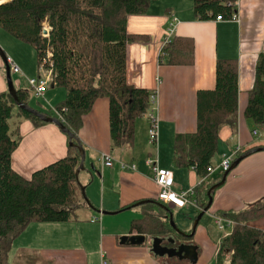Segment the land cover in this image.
Masks as SVG:
<instances>
[{"label":"trees","instance_id":"trees-1","mask_svg":"<svg viewBox=\"0 0 264 264\" xmlns=\"http://www.w3.org/2000/svg\"><path fill=\"white\" fill-rule=\"evenodd\" d=\"M154 1L0 0V26L35 49L39 67L44 62L48 47L53 48V85L64 88L66 96L55 106L59 115L52 109L37 110L57 117L76 135L72 141L74 144L68 145L66 156L35 170L29 177L20 174L14 169L12 159L21 140L18 132L15 138L10 120L17 116L31 119L36 125L48 122L19 107L9 91L0 92V264H54L52 259L40 263L41 255L37 251H21L20 259L15 260V240L31 223L78 221L79 210L92 206L85 200L82 191L85 186L76 175L82 160L77 143L82 144L79 131L85 116L92 111L98 99L109 100L113 150L134 146L137 120L145 117L153 90L128 81V46L146 38L130 32L128 22L132 15L147 14ZM193 1L195 16L199 20L217 19L219 15L231 20L237 12L233 0ZM46 25L50 28L48 36L43 35ZM159 57L161 64H194V39L174 36L163 46ZM215 76L214 88L199 89L197 92L196 131L178 133L174 142L173 166H195L194 170L202 179L195 186L199 209L194 219L208 204L210 187L221 181L224 174L220 171L219 179L208 180L211 175L208 167L214 165L222 140L221 131L227 128L233 135L238 133V60L217 59ZM17 94L22 103L31 107L30 90L18 87ZM243 114L255 126H264V52L258 55L254 86L248 91ZM83 148L86 151L84 145ZM255 148L264 146L236 149L233 162ZM221 187L213 192V196ZM151 200L140 205L148 209L142 217L132 221V228L150 238L149 242L153 237H162L168 245L172 244L167 241L169 238H176L178 242L179 239L194 237L195 234L186 236L176 231L170 221L173 209L168 203L158 198ZM137 202L123 205L119 210L133 207ZM153 206L157 210L149 209ZM217 215L235 221L232 232L223 235L217 245V264H264V229L255 224L264 217V198L241 209L220 211ZM186 232L191 233L192 228Z\"/></svg>","mask_w":264,"mask_h":264},{"label":"crops","instance_id":"crops-1","mask_svg":"<svg viewBox=\"0 0 264 264\" xmlns=\"http://www.w3.org/2000/svg\"><path fill=\"white\" fill-rule=\"evenodd\" d=\"M232 2H236L239 21L199 20L195 16L193 0H156L147 14L129 17V31L142 34L146 38L128 46L130 57L128 81L135 86L153 90L158 86L157 77L161 78L159 163L160 167L173 171L175 190L196 186L202 180L192 168L173 166L174 142L178 133L196 131L197 92L199 89L215 87V67L219 58L238 60L239 122L237 134H231L227 128L221 131L222 140L219 149L221 147L224 149L223 155L214 165H218L228 152L233 154L238 148L264 146V126H255L251 121L246 120L243 114L247 105L248 91L254 86L258 55L264 52V0H233ZM173 17L179 20L173 37L182 35L194 39V64L170 65L159 62L162 45ZM4 49L7 57H11L28 76H36V73H39L37 66V71L35 67L28 68L21 56ZM5 67L6 63L0 55V92L8 91ZM48 94H51V91ZM46 95L47 93L44 98ZM55 108L51 106L49 109ZM18 122L19 127L14 128L15 138L18 132L21 134L19 135L21 141L12 159L13 167L17 172L29 177L35 170L66 156L70 144L68 135L55 123L36 125L31 119L23 117H18ZM148 128L146 117L138 119L134 146L113 150L109 100L98 99L92 111L85 116L79 138L86 148L84 170L86 175H84L85 181L81 182V171L79 181L82 185H86L85 189L87 187L93 210L101 214H103L101 211L114 212L123 205L143 200L147 202L141 204H146L153 201L152 198H158L159 187L147 165V159L154 155V148L149 142ZM254 130H257L259 135L254 136ZM261 149L244 158L234 170L232 169L224 186L216 191L213 204L208 210L212 217L220 211L244 208L243 205L247 203L240 206L241 202L251 203L264 198V148ZM106 152L111 153L118 161L135 162L137 170H122L118 161H115L112 167L104 166L102 154ZM177 172H181V177H177ZM216 172L210 173L208 180L211 181V177ZM178 181L183 182L180 184ZM141 204L127 208L128 210L138 208L141 213L139 217L133 213L130 215L132 220L128 229L127 226L121 229L119 226L111 225L106 217L102 218V223L97 218L74 222L31 223L15 240L13 254H18L21 249L22 252L37 251L43 257L52 259L54 264H104V260L108 262L107 264H188L186 260L189 259L156 256L151 250L150 238L142 244L121 240L124 236L140 233L131 225L134 219L142 217L144 211L148 209L140 206ZM168 206L172 209L174 207L170 204ZM149 209L157 210L155 206ZM179 209L184 210V208ZM192 209L198 211L199 208L187 207L188 211ZM255 224L264 229V217ZM104 226L108 230H105ZM202 229L201 240L208 241L209 251L217 264V245L221 237L230 234L233 228L228 227L227 232L216 240L213 236L210 237L206 227L203 226ZM187 234L191 236L190 233ZM183 240L179 239L177 243ZM167 241L170 242L169 239ZM197 245L199 259L196 264H205L206 259H202L204 254L199 250L202 246L198 242Z\"/></svg>","mask_w":264,"mask_h":264},{"label":"built area","instance_id":"built-area-1","mask_svg":"<svg viewBox=\"0 0 264 264\" xmlns=\"http://www.w3.org/2000/svg\"><path fill=\"white\" fill-rule=\"evenodd\" d=\"M236 4V2H235ZM218 21L225 20L221 15L217 17ZM231 20H240V15L238 12L234 13ZM179 20L177 17H173L170 23L169 28L167 29V36L164 40L162 48L165 44L169 43L173 35L176 32L177 25ZM44 32L45 36L49 35L48 28ZM48 55L53 57V53H48ZM7 63L10 66V70L12 74H17L20 78L18 80L19 83L24 81L27 83L29 90L34 92L37 97H44L47 89L50 84L54 83V74H53V61L49 63L50 66L45 68V60L43 64L39 68V73L36 76H28L22 68L11 58L7 57ZM162 81L161 78L157 77V87L153 89L150 95V106L148 111L146 112L145 117L148 120L149 128H148V136L149 141L152 147L154 148V155L147 159V165L150 167L154 181L158 185L159 190L157 196L160 200L173 205L178 208H186L188 206H197L196 200V190L195 186H191L181 190L174 189V174L173 171L168 170L166 168L160 167L159 163V147H160V114H159V101H160V85ZM20 87V86H19ZM56 114L59 115V112L54 109ZM254 136L259 135L257 130L253 131ZM235 153L225 155L218 165H212L208 167V171L213 173L214 171L225 172L230 169ZM118 161L111 153H103L102 154V162L104 166L112 167ZM120 163L121 169L125 171H136L137 164L135 162H126L123 160L118 161ZM192 169H195V166H192ZM215 222L218 225L220 230H226V228H233L235 221L232 219L225 217L223 215H214ZM227 225V226H226ZM104 264L108 262L106 260L103 261Z\"/></svg>","mask_w":264,"mask_h":264},{"label":"rangeland","instance_id":"rangeland-1","mask_svg":"<svg viewBox=\"0 0 264 264\" xmlns=\"http://www.w3.org/2000/svg\"><path fill=\"white\" fill-rule=\"evenodd\" d=\"M48 30L49 25H46L44 27ZM43 30V35H44V31ZM0 47L6 51L4 48H6L7 50H9V52L11 53H15L18 56H21V58L24 60L26 66L28 68L30 67H35L36 71L38 67V59H37V54L35 49L28 43H24L20 40H18L17 38H15L14 36H12L10 33H8L6 30H4L1 26H0ZM48 53H53V48L52 47H48L47 52L45 54L44 60H45V68H47L48 64L51 63V57L48 55ZM2 57V56H1ZM36 73V72H35ZM36 75H38L36 73ZM12 78L14 81L15 86H20L22 85V87L26 88L29 90V87L27 85L26 82L21 81V83L18 82V78H20L17 74H12ZM53 84L49 85V88L47 89L46 93V97H36L32 91H30L31 93V100H30V105L34 108V109H38L40 111H49L51 108V106H56L55 104H57L58 102H60V100H62L63 96H65L66 91L63 89L61 90V88L54 86ZM51 94H48L50 93ZM53 92V93H52ZM45 93V94H46ZM12 129L19 127V122H18V117L14 116L11 120H10ZM19 135H21L19 133ZM149 137V136H148ZM150 142V141H149ZM227 147V146H226ZM227 149V148H226ZM223 148L221 147L218 151V154L216 155L215 159H214V163L218 162L222 155H223ZM228 152L227 154L229 155ZM87 162H89V160H87ZM97 165H99V163H97ZM94 174H98L97 172H93ZM86 172L84 170H82V176H81V182L85 181V176ZM177 177H181V172H177ZM221 177L220 171H217L216 173L213 174V176L211 177V181H215L217 179H219ZM80 182V181H79ZM179 182V181H178ZM183 181L179 182L180 184H182ZM90 183V181H89ZM86 186V185H85ZM85 193L88 196L87 193V187L85 189ZM247 203L249 204V202H241V205ZM243 205L244 207L247 206ZM82 209V208H81ZM79 210L78 214H79V220H92V219H100L99 221L102 223L103 217H106V219H108L111 223V225L113 226H119L121 229H124L127 226V229L130 227V222L132 219V217H130V215L136 214V217H139L141 215L140 211L138 210V208H131V209H126L123 211H120L116 214H101L95 210H93L91 207H87V208H83L82 210ZM187 207L184 208V210H180L178 207H173V215H174V220L177 224H179V226L182 228V230H189L193 227V221L195 216L197 215V210L192 209L191 211H186ZM130 220V221H129ZM129 222V223H128ZM203 226L206 227V229H208V232L210 234V237L213 236V238L216 240L218 237H220V235L222 236V234L226 233L228 228H226V230H220L218 225L215 222V218L212 217V214L210 212H207L203 219L201 220V224L197 230V233L194 235L193 238H188L185 241L188 242L189 244H196L197 242L199 244H201L202 246V253L204 254L202 259H206V263L205 264H215V259L214 257H212L209 249H210V244L208 243V241L206 240L205 242L201 240V235H200V231H202ZM227 226V225H226ZM105 230H108L106 226H104ZM117 229V228H116ZM23 249H21L22 251ZM20 251V252H21ZM20 254L18 253L15 256V260L20 259ZM201 255V254H200ZM47 259L45 257H43L41 255V262H44V260ZM188 264H190L191 262L189 260H186ZM191 264H196V263H191Z\"/></svg>","mask_w":264,"mask_h":264},{"label":"water","instance_id":"water-1","mask_svg":"<svg viewBox=\"0 0 264 264\" xmlns=\"http://www.w3.org/2000/svg\"><path fill=\"white\" fill-rule=\"evenodd\" d=\"M46 32V30H44ZM0 55L2 56V58L4 59L5 63H6V67H5V71H6V80H7V84H8V91L9 93L14 97L17 105L23 109L29 110L32 113H34L35 115H37L38 117H40L42 120L49 122V123H55L62 131H64L65 133H67L69 135V143L71 145H73L74 143L72 142L73 139H76V135L74 133H72L57 117H53L50 116L46 113H42L40 111H38L37 109H34L32 107H30L29 105H26L24 103H22L19 98H18V94H17V87L14 84L13 78H12V73L10 70V66L7 63V55L6 53L3 51V49L0 47ZM80 152H81V163L79 165V167L76 170V175L79 181V174L82 170H85V159H86V152L85 149L83 148V145L80 144V142L78 141L77 143ZM262 150L261 148H255V149H251L245 153H243L242 155H240L231 165L230 169L225 171L221 181L215 183L214 185H212L208 191V196H209V201L208 204L206 205V207L198 214V216L196 217V219L193 222V227H192V232L190 233L191 236H193L196 232L197 226L200 222V220L202 219V217L204 216V214L206 212H208V210L210 209V207L213 204L214 201V196H213V192L221 187L222 185L225 184L226 180H227V176L229 174V172L236 168L238 166V164L246 157H248L249 155L258 152ZM83 196L85 198V200L87 201V203H89V205H91L89 198L87 197L86 193H85V188L83 187ZM147 202V200H143L141 202L136 203V205H139L141 203H145ZM93 206V205H92ZM164 206V205H162ZM130 208V207H128ZM120 210L118 211H114V212H109V211H101L103 214H116L118 213ZM170 221L173 225V227L176 229L177 232H179L182 235H188L186 232H184L183 230H181L176 222L174 221V217H173V213H170ZM147 237L144 234L141 233H137V234H132V235H127L122 237L121 240H129L132 243L135 244H142L146 241ZM169 241L172 244H176V240L174 238H169ZM164 242V238L162 237H153L152 238V247L151 250L153 251V253L156 256H160V257H164V256H168V257H178L180 259H189L191 263H197L198 259H199V251H198V245L195 244H189L186 242H181L179 243V245L177 246H168L163 244Z\"/></svg>","mask_w":264,"mask_h":264},{"label":"flooded vegetation","instance_id":"flooded-vegetation-1","mask_svg":"<svg viewBox=\"0 0 264 264\" xmlns=\"http://www.w3.org/2000/svg\"><path fill=\"white\" fill-rule=\"evenodd\" d=\"M185 240H186V239H184V240H183V241H181V242H186ZM164 244H165V245H168V243H165V242H164ZM177 245H179V243H176V244H171V245H168V246H177Z\"/></svg>","mask_w":264,"mask_h":264}]
</instances>
